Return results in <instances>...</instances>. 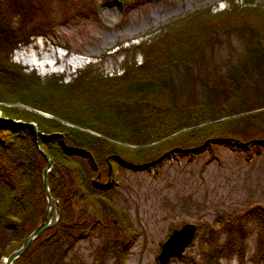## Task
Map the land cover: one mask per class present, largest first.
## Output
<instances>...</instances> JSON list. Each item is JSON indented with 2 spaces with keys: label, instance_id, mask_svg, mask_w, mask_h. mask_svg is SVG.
Returning <instances> with one entry per match:
<instances>
[{
  "label": "rangeland",
  "instance_id": "obj_1",
  "mask_svg": "<svg viewBox=\"0 0 264 264\" xmlns=\"http://www.w3.org/2000/svg\"><path fill=\"white\" fill-rule=\"evenodd\" d=\"M35 1L41 3L51 26L42 36L30 37L29 44L12 50L11 60L41 76L63 73L64 81L84 64L77 62L82 65L72 69V55L81 56L82 61L90 59L94 72L108 79L114 72L123 71L125 57L140 63L143 55L137 44L149 41L170 20L209 6L212 11L227 8L232 1L248 6L264 3ZM208 18L210 25H205ZM253 19L261 21L237 17L236 12L207 14L194 21L200 29L186 25L181 28L182 35H168L165 31L162 40L154 43V48L159 49L154 62L160 63L152 71L139 70L124 84L107 85L113 83L116 90L122 86L118 94L137 85L143 93L170 88L178 106L202 100L224 110L240 99L245 107L258 106L264 103V46L260 44V29L252 26ZM212 26L216 29H210ZM171 42L173 45L169 46ZM56 47L60 52L55 55V63L42 68L28 63L30 53L36 52L41 58ZM65 51L68 53L63 55ZM91 78L89 75L87 80ZM138 108L145 111L146 104L140 103ZM0 117L9 119L1 114ZM179 140L173 142L179 144ZM161 160L157 166L116 167L115 175L105 180L110 182L105 187V199L110 204L102 214L93 201L74 204L69 221L79 237L63 254L58 253L53 264H264V148L247 154L243 149L218 144L212 152L206 149L192 157L180 155ZM187 222L197 226L193 240L182 255L161 263L157 254L162 243L175 228ZM3 234L4 241L9 230ZM0 264H4L3 255Z\"/></svg>",
  "mask_w": 264,
  "mask_h": 264
},
{
  "label": "trees",
  "instance_id": "obj_2",
  "mask_svg": "<svg viewBox=\"0 0 264 264\" xmlns=\"http://www.w3.org/2000/svg\"><path fill=\"white\" fill-rule=\"evenodd\" d=\"M230 4L216 11L210 6L198 9L166 22L153 38L137 44L143 55L140 63L125 57L123 71L108 79L96 74L89 63L64 81L63 73L41 76L11 60L20 42L51 26L41 3L0 0V101L7 102L0 104V114L22 122H0V256L21 246L45 213L43 171L48 160L42 150L52 159L47 180L61 205V219L39 232L12 264H53L58 253L63 254L79 237L69 221L73 205L93 201L102 214L110 202L101 183L112 178L118 166H157L162 158L192 157L206 149L212 152L218 144L247 154L264 148V103L245 107L240 99L224 110L202 100L178 106L170 88L143 93L137 85L118 94L122 86L116 90L113 83L107 85L124 84L139 70L152 71L160 63L154 62L159 52L154 43L162 40L163 32L182 35L186 25L200 29L194 21L207 14L236 12L237 17L261 19L260 23L253 19L252 26L260 29L264 46V3ZM211 19L204 24L210 25ZM140 103L146 104L145 111L139 110ZM28 122L36 124V132ZM177 138L179 144L173 142ZM262 216L264 220V210ZM4 230L9 235L3 241Z\"/></svg>",
  "mask_w": 264,
  "mask_h": 264
},
{
  "label": "water",
  "instance_id": "obj_3",
  "mask_svg": "<svg viewBox=\"0 0 264 264\" xmlns=\"http://www.w3.org/2000/svg\"><path fill=\"white\" fill-rule=\"evenodd\" d=\"M0 122L2 123H20L19 121H13L11 119L0 117ZM36 132V124L34 122H28ZM44 155L47 157V166L43 171V186L47 199V205L45 213L39 222V224L27 235L24 239L22 245L19 248L14 249L10 252L4 259V264H11L14 258L23 253L29 246L32 239L45 228L53 225L61 216V205H58V211L56 210V199L52 196L47 180V173L52 166V159L47 153L42 150ZM109 181L106 183H101L102 187H107ZM196 224L192 222H187L183 224L180 228H175L171 234L162 243L161 250L157 254L158 260L164 263L170 259L171 256H180L183 254L185 246H187L194 238L196 232Z\"/></svg>",
  "mask_w": 264,
  "mask_h": 264
},
{
  "label": "bare ground",
  "instance_id": "obj_4",
  "mask_svg": "<svg viewBox=\"0 0 264 264\" xmlns=\"http://www.w3.org/2000/svg\"><path fill=\"white\" fill-rule=\"evenodd\" d=\"M56 54L53 52V50H49V51H47V52H45L43 55H42V57L41 58H38V56H37V54H36V52H34V53H30L29 55H28V60L29 61H31V62H34V63H40V64H43V63H52V59L54 58V57H56L55 56ZM29 56H31V57H29ZM73 61H77V62H79L81 59H82V57L81 56H79V55H75V56H73L72 58H71Z\"/></svg>",
  "mask_w": 264,
  "mask_h": 264
}]
</instances>
